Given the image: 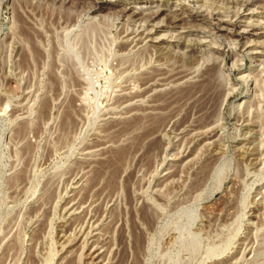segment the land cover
Masks as SVG:
<instances>
[{
	"label": "rangeland",
	"instance_id": "1",
	"mask_svg": "<svg viewBox=\"0 0 264 264\" xmlns=\"http://www.w3.org/2000/svg\"><path fill=\"white\" fill-rule=\"evenodd\" d=\"M69 1L0 0V264H264V52H248L264 38L249 43L245 23L236 40L161 28L159 18L153 44H173L164 52L183 60L184 44L196 45L208 56L202 68L217 59L206 45L244 51L245 61L231 69L227 59L216 76L228 97L206 118L183 102L172 105L178 114L158 110L151 99L174 96L170 87L136 99L135 80L158 66V49L119 50L157 10L238 12L257 24L264 0L250 9ZM66 12L79 16L72 25L61 24Z\"/></svg>",
	"mask_w": 264,
	"mask_h": 264
},
{
	"label": "bare ground",
	"instance_id": "2",
	"mask_svg": "<svg viewBox=\"0 0 264 264\" xmlns=\"http://www.w3.org/2000/svg\"><path fill=\"white\" fill-rule=\"evenodd\" d=\"M73 1H75V6H77L76 4H78V3H79L78 4V6H79L80 3L85 4L88 1H91L93 3L95 2V0H70L69 2L74 3ZM29 3H30V0H17V4L19 7L27 6ZM218 3H221V5H233L234 8L238 7V8L250 9L251 7H254V6L256 7V3H254L253 0H241V1H236V2H234V0H233V2L232 1L229 2V0H219ZM72 7H74V5ZM16 10H14V11H16ZM89 10L91 11V8H89ZM259 10H261V13H258L259 15L255 16L258 19L260 18L259 17L260 15L264 16V5H260ZM122 13H124V12L122 11ZM25 14H27V13H25ZM183 14H185V13H182L179 15L177 13H171L168 10L167 11L165 10L164 12H161V13H159L158 10L155 13L154 12L150 13V15L144 17V20L146 22H148L147 23L148 27L150 24V29L146 28L138 34L137 33H131V34L127 35L126 37L133 36V38L130 40V42H128L129 41L128 40V41H126V44L121 45L119 50L121 52H124L132 44L135 43L137 46L138 44H142L144 42H149L151 44V48L153 47L155 49H158L156 51L157 56L155 58V63H157L158 66L153 68L151 73H149V72L145 73V76L142 77V79L139 78L138 81L135 80L136 81V87L140 91L134 96L136 99H138V97H146L149 94L157 91L158 89L170 87L169 90H167V91H169V93L174 92V94H173L174 96L171 95L172 97H170L169 96L170 94H168V93L167 94L169 97L166 96L165 95L166 90H165V94H164L165 97L164 96L160 97L163 93V91H162L161 95L158 98L155 96L154 99L153 98L151 99L152 103H154V104L158 103L159 104V105H157L158 110H160V108H162V109L170 108L172 105H176V104L183 102L186 105L188 104L189 107L191 106V110H192L191 116L196 117V118H206V117H208V115L211 114L210 109L213 111L218 110L219 106L221 105L220 104L221 101L224 98H225V100H227V97H228L227 94H225L226 92L224 93V89L218 83L216 76L219 74V72L221 70H223L226 67L227 59L230 58V60L232 61L231 69L236 68L241 62L245 61L244 51L238 50V52H233V51L226 52L225 50L221 49L223 43H220V44L214 43V45H213V43H211L209 46L206 45L205 48L207 47L208 51H206L205 48L203 49V51L214 53L217 56V59H220V61H217V59H213L210 64L208 63L204 68H202V66L200 65V62L203 60L202 57L204 55L205 56H207V55L204 53L202 55L200 50L195 48L196 45L184 44V46H186V48H190L191 56H190V58L183 60L180 57L177 58V57L173 56V54H169L170 52H168V53L164 52V51H166V48H169L173 44L171 45L165 41L160 42L158 44H153L155 42L154 41L155 39L151 37L152 35L150 36L149 32H152L153 30H155V32H156L157 31L156 26L161 23L159 18L161 16L162 17L165 16L166 17V22H165L166 25H165V27H161V28H169V27L179 28V29H191V28L194 29V28H196L197 29L196 32H200V33L202 32V30L208 28L209 32H215L216 35L220 34V33H225V35H228L229 38H234L236 40H239V39H243V35H241V33L239 32V28L241 27L240 25L242 23H245L244 26L246 25V27L250 29L247 31L248 32L247 37H249L247 40L250 43V42H253L255 39L264 38V22L261 23V21H258L257 24H252V23L250 24L249 21L243 22L244 18L239 16L238 12L232 13L231 16L228 14H223L222 12L221 13L218 12L217 14H211L210 17L208 15H205L203 13L201 14L198 12L195 14H188L187 16L185 15V17L183 16ZM20 15H21V13H20ZM51 16H53V14ZM20 17H19V19H20ZM78 17L79 16H72L69 12H66L62 15L61 19L63 22L61 24H65L64 26H66L68 24L72 25V23L76 22V19H78ZM225 18H229V19H225ZM232 18H234V19L237 18V20H232ZM251 18H249V19H251ZM157 19H159V20H157ZM261 19L264 20V17H261ZM22 20H23V18H22ZM51 22H53V21H51ZM57 22H56V24H57ZM186 26H189L190 28L189 27L187 28ZM124 33H126V30L123 31L121 34H124ZM189 33H191V31ZM39 38H37V39H39ZM250 38H253L254 40L249 41ZM30 40L33 41L32 38ZM217 42L219 43V41H217ZM31 43H32V45H30V46L32 47L34 41ZM162 45H165V47L163 48ZM212 45L213 46L218 45V47L215 49V48L211 47ZM175 46L179 47V43H176ZM33 47H32V49L37 50V47H35L36 49ZM32 49H31V51H32ZM253 50H259L260 53H263L264 52V42H262V43L255 42L252 50H249L248 52L253 51ZM31 54H33V53H31ZM36 54L37 53H35V56H38ZM37 59H38V57H37ZM171 61H174L173 64L170 65V67L172 68L171 70H168V69L166 70V68L165 69L161 68L162 66H165L166 64L170 63ZM175 65H176V67H175ZM125 84H127V83H125ZM128 88L129 87L125 88L126 91H128L127 90ZM159 94L160 93H158L157 95H159ZM228 94H229V92H228ZM149 98H151V97H149ZM149 98H147V99H149ZM130 99L132 100V98H130ZM222 103H224V100ZM152 106H153V104H152ZM152 106H151V109L154 107V106L153 107ZM184 107H185V105H184ZM171 108H172V110H174L173 106ZM155 109H156V106H155ZM175 109H176V107H175ZM152 110H154V109H152ZM169 111H171V110H169ZM169 111H167V112H169ZM177 111L179 112L180 110H177ZM184 111H186V110L183 109V111H182L183 114H185ZM213 111H212V113H213ZM154 112H156V111L154 110ZM174 112H175V114L177 113L175 110H174ZM173 113H172V115H173ZM157 116L158 117H156V118L158 119L159 116H161V115L157 114ZM162 116H165V115L163 114ZM173 116H175V115H173ZM186 116L190 117V115H185V117ZM147 117H149V116H147ZM154 117H155V115H154ZM154 117H152V118H154ZM146 118H145V120H146ZM152 118H149V120L150 119L153 120ZM166 119L167 118L165 117L164 121H166ZM203 120H205V119H203ZM206 120H208V119H206ZM162 121L163 120L161 119V122ZM168 123H169V120H168Z\"/></svg>",
	"mask_w": 264,
	"mask_h": 264
}]
</instances>
